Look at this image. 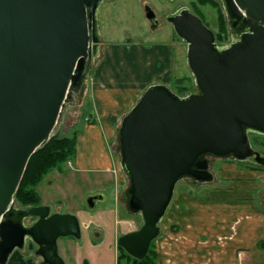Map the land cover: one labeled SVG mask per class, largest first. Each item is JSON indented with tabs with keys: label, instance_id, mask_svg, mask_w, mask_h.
<instances>
[{
	"label": "water",
	"instance_id": "obj_1",
	"mask_svg": "<svg viewBox=\"0 0 264 264\" xmlns=\"http://www.w3.org/2000/svg\"><path fill=\"white\" fill-rule=\"evenodd\" d=\"M111 0H0V264L29 239L40 264H66L58 241L82 238L77 216L47 205L17 207L15 196L34 153L46 145L73 95H80L102 56L97 10ZM233 34L220 46L190 8L168 16L188 45L198 91L180 96L150 85L118 130L121 167L130 180L129 209L142 225L118 238L143 260L162 234L177 184L215 180L206 155L264 167L250 134L264 135V0H222ZM155 30L159 21L146 6ZM107 196L89 195L95 209ZM36 217L31 226L26 219Z\"/></svg>",
	"mask_w": 264,
	"mask_h": 264
},
{
	"label": "rangeland",
	"instance_id": "obj_2",
	"mask_svg": "<svg viewBox=\"0 0 264 264\" xmlns=\"http://www.w3.org/2000/svg\"><path fill=\"white\" fill-rule=\"evenodd\" d=\"M217 1L221 6L228 28V34L224 41L217 40V42L226 45L232 42L233 34L228 25L223 1ZM195 3L196 0H111L102 2L96 14L98 30L102 39L101 51L103 52L104 47L130 46L131 43L142 44L148 48L158 44L168 45L174 53L175 75L189 78L185 84L186 95L198 91L194 75L187 61L188 45L177 36L173 25L167 21L169 15L182 7H188L205 21V24L214 31L215 35H218L220 31L218 10L209 5L200 6L197 4L198 8H196V6L194 7ZM147 5L155 11L159 21L155 30L152 29V23L146 16ZM95 66L80 95H73L66 104L52 136L60 139H76V158L62 164L60 169H53L35 188L40 196V201L35 206L47 205L51 207L52 213H71L79 219L82 238L64 237L58 241L60 254L67 264H118L119 257L122 255L117 243L118 237L138 230L142 225L141 215L132 214L128 205L130 180L121 167L118 138L121 123L109 140L105 137L101 141L98 136L95 137L94 132L89 130L90 127L97 126V123L93 122L92 111L88 108L92 107L89 97H91L90 90L93 86ZM169 87L180 94L178 88H175V82H172ZM91 135H94L95 138ZM88 136H90V141ZM251 140L254 146L264 153V135L251 133ZM89 144L93 148L91 156L100 154L101 162L95 167L92 163L88 164L89 168L80 167L78 155L86 156L88 154L86 148ZM208 161L215 180L212 183L202 184L191 178H183L177 184L173 204L184 193L199 197L205 195V192L210 189L228 188L232 182H251L255 188L246 190L250 191L264 205L263 167L213 156H209ZM255 166L261 170H248L247 168ZM236 173H249L253 178H236L238 176L235 175ZM99 191H103L108 200L100 202L95 209H90L87 198ZM16 203L19 208L28 207L18 201ZM34 220L35 218L28 219L26 224L32 225ZM168 224L169 218L165 216L162 226L165 227ZM100 235L101 237H98ZM159 243H156L157 253ZM36 249L37 246L29 239L23 253L25 257L32 258L35 264H40L43 260L41 257L35 256ZM122 263L133 264V261L123 260Z\"/></svg>",
	"mask_w": 264,
	"mask_h": 264
},
{
	"label": "crops",
	"instance_id": "obj_3",
	"mask_svg": "<svg viewBox=\"0 0 264 264\" xmlns=\"http://www.w3.org/2000/svg\"><path fill=\"white\" fill-rule=\"evenodd\" d=\"M102 53L90 90L92 107H88L97 123L89 130L101 141L111 139L150 85L169 86L186 77L175 75L174 53L168 45L148 48L131 43L104 47ZM92 149L89 144L88 154L78 155L80 167L101 162L100 154L91 156ZM235 175L253 178L249 173ZM249 188L255 185L232 182L203 196L184 193L175 204L172 201L170 215L166 214L169 224L163 227L161 222L162 234L156 241L160 242L158 264H264V205Z\"/></svg>",
	"mask_w": 264,
	"mask_h": 264
},
{
	"label": "trees",
	"instance_id": "obj_4",
	"mask_svg": "<svg viewBox=\"0 0 264 264\" xmlns=\"http://www.w3.org/2000/svg\"><path fill=\"white\" fill-rule=\"evenodd\" d=\"M197 4L200 6L209 5L218 10L220 31L219 34L216 35V39L219 41H224L228 34L227 21H225L224 19V15L222 13V9L218 1L196 0L194 7L196 6V8H198ZM197 11L200 12L199 9H197ZM203 22L205 23L204 20ZM219 45L223 46L222 44ZM188 79L189 78L187 77H183L176 79L175 81V83L177 84L176 89L178 88V91L181 96H185L187 94V87L185 84L187 83ZM93 122L96 123L95 121ZM76 155V139L70 140L66 138L60 139L57 137H52L46 145L38 149L36 153L32 155L28 163L23 180L15 196L16 202L18 201L28 207L38 205V202L40 201V196L36 192V186H38L43 181L45 176H47L53 169H60L62 164H64L70 159H75ZM247 168L248 170H261L260 168H257V166ZM119 248L122 252V255L119 257L118 264H123V260H126L127 262L133 261V264H158V253L156 250L155 241L152 243L148 255L143 260L133 258L129 254H127L123 248ZM9 264H35V262L32 258L25 257L23 252L17 250L12 255Z\"/></svg>",
	"mask_w": 264,
	"mask_h": 264
},
{
	"label": "flooded vegetation",
	"instance_id": "obj_5",
	"mask_svg": "<svg viewBox=\"0 0 264 264\" xmlns=\"http://www.w3.org/2000/svg\"><path fill=\"white\" fill-rule=\"evenodd\" d=\"M182 8H183V7H182ZM180 9H181V8H180ZM180 9H179V10H180ZM177 11H178V10H177ZM177 11H176V12H177ZM176 12H174V13H176ZM157 19H158V18H157ZM250 138H251V134H250ZM251 143H252V140H251ZM252 146H254L253 143H252ZM254 149L257 150V151H259V152L264 156V153H263L259 148H257V147L254 146ZM209 156H211V155H206V156H204V157L202 158V160H204V161H208V157H209ZM208 162H209V161H208ZM252 165H253V164H252ZM254 165H255V164H254ZM210 166H211V165H210ZM257 166H258V165H257ZM255 167H256V166H255ZM263 168H264V167H263ZM210 170H211V172H213L211 167H210ZM192 180H193V179H192ZM33 218H35L34 223L38 220V218H36V217H31V218H27L26 221H27L28 219H33ZM28 226H31V225H28Z\"/></svg>",
	"mask_w": 264,
	"mask_h": 264
}]
</instances>
